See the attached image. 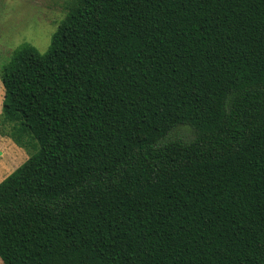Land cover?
Segmentation results:
<instances>
[{
    "label": "trees",
    "instance_id": "trees-1",
    "mask_svg": "<svg viewBox=\"0 0 264 264\" xmlns=\"http://www.w3.org/2000/svg\"><path fill=\"white\" fill-rule=\"evenodd\" d=\"M67 8L0 71L3 263L264 264V0Z\"/></svg>",
    "mask_w": 264,
    "mask_h": 264
},
{
    "label": "rangeland",
    "instance_id": "rangeland-1",
    "mask_svg": "<svg viewBox=\"0 0 264 264\" xmlns=\"http://www.w3.org/2000/svg\"><path fill=\"white\" fill-rule=\"evenodd\" d=\"M69 0H0V71L3 65L10 59L13 50L22 43L29 42L40 52H45L51 42L53 33L58 28L59 21L68 11ZM4 100V87L0 76V116ZM1 126V123H0ZM1 135V134H0ZM2 136V135H1ZM194 136L193 129L188 125L176 127L170 137H179L189 140ZM2 141L14 142L10 137ZM8 138V139H7ZM15 143V142H14ZM13 143V144H14ZM17 145L16 143L14 144ZM18 146V145H17ZM20 147V146H19ZM23 153L12 159L13 149L1 148L3 155L0 160H13L14 171L28 157L29 152L20 147ZM11 157V158H10ZM1 263L4 264L1 257Z\"/></svg>",
    "mask_w": 264,
    "mask_h": 264
},
{
    "label": "crops",
    "instance_id": "crops-1",
    "mask_svg": "<svg viewBox=\"0 0 264 264\" xmlns=\"http://www.w3.org/2000/svg\"><path fill=\"white\" fill-rule=\"evenodd\" d=\"M0 137H1V139H2V141L4 140V139H6V137H3V136H1L0 135ZM8 139V138H7ZM2 141H0V149L1 148H4L5 150H9L8 148L11 146V148L13 149V151L14 152H12V159H14V157H18V156H20L22 153H23V150L19 147V146H15L12 142H10L9 140L7 141V142H2ZM0 155H3V151H0ZM10 157V158H11ZM15 163H13V160L11 161V160H6V161H4V160H0V182L7 176V175H9L11 172H12V170H13V168L15 167V166H17V165H14ZM11 166H14V167H12L11 168ZM0 263H1V260H0Z\"/></svg>",
    "mask_w": 264,
    "mask_h": 264
}]
</instances>
